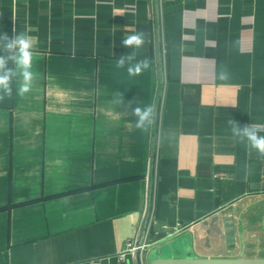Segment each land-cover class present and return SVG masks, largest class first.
I'll use <instances>...</instances> for the list:
<instances>
[{"label": "crops", "instance_id": "1", "mask_svg": "<svg viewBox=\"0 0 264 264\" xmlns=\"http://www.w3.org/2000/svg\"><path fill=\"white\" fill-rule=\"evenodd\" d=\"M141 31L142 48L122 44ZM21 32L36 79L0 100V264H119L132 238L127 264H148L242 199V244L187 249L264 257V158L229 123L264 124V0H0V36ZM133 52L150 67L129 77L116 61Z\"/></svg>", "mask_w": 264, "mask_h": 264}, {"label": "clouds", "instance_id": "2", "mask_svg": "<svg viewBox=\"0 0 264 264\" xmlns=\"http://www.w3.org/2000/svg\"><path fill=\"white\" fill-rule=\"evenodd\" d=\"M36 38L29 36L26 32L16 33L12 37L7 34L0 36V100L5 97L10 98L13 93V81L19 78L17 94L24 96L32 89L33 82L36 79V73L33 68V49ZM145 43V33L137 32L123 39L122 44L127 48L140 49ZM135 58V52L126 56H121L116 61V68L122 69L127 62V74L129 77L141 75L150 67L147 59L132 63ZM12 67H9V65ZM229 74L226 68H222L219 73V79L227 80ZM134 115L138 118L136 128L147 131L149 125L153 123L154 109L151 105L136 107ZM233 136L239 138V142L245 143L246 147L255 150L261 158H264V124L240 126L237 122L229 121ZM248 168V165H245Z\"/></svg>", "mask_w": 264, "mask_h": 264}, {"label": "rangeland", "instance_id": "3", "mask_svg": "<svg viewBox=\"0 0 264 264\" xmlns=\"http://www.w3.org/2000/svg\"><path fill=\"white\" fill-rule=\"evenodd\" d=\"M253 204L254 203L252 199H242L234 206H230L229 208L225 209V211L214 213L208 218L203 219L202 221L195 223L194 225L182 227L174 231L169 239L172 241L181 239L184 240L187 245H189V243H192L195 254L197 256H202V254L205 255L204 253H201L200 249L205 250V247H208L210 243V239L214 236L217 237L218 232L223 236L226 235L224 238H226L225 241H227V245H229L228 247H237L238 244H242L243 241L244 234L240 231L242 220H244V218H246L247 216H252V214L250 213ZM215 228H219V230ZM212 239L216 241V239ZM214 248L217 247L214 246ZM222 254L224 256L226 255L232 258H238L242 256L248 257L254 255L252 252L245 253L243 252V250L239 252H237V250L234 252H230L229 250H227ZM215 255L219 254H210V256Z\"/></svg>", "mask_w": 264, "mask_h": 264}, {"label": "water", "instance_id": "4", "mask_svg": "<svg viewBox=\"0 0 264 264\" xmlns=\"http://www.w3.org/2000/svg\"><path fill=\"white\" fill-rule=\"evenodd\" d=\"M186 245L181 239L164 243L149 255L148 264H264V257L198 258Z\"/></svg>", "mask_w": 264, "mask_h": 264}, {"label": "built area", "instance_id": "5", "mask_svg": "<svg viewBox=\"0 0 264 264\" xmlns=\"http://www.w3.org/2000/svg\"><path fill=\"white\" fill-rule=\"evenodd\" d=\"M143 249L144 245H138L135 238L127 239L117 253L119 264H127L128 258H132L136 253H140Z\"/></svg>", "mask_w": 264, "mask_h": 264}]
</instances>
